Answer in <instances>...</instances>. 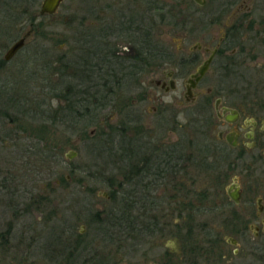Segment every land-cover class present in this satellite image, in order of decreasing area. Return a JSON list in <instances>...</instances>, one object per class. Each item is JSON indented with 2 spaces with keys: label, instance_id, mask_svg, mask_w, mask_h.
Segmentation results:
<instances>
[{
  "label": "flooded vegetation",
  "instance_id": "1",
  "mask_svg": "<svg viewBox=\"0 0 264 264\" xmlns=\"http://www.w3.org/2000/svg\"><path fill=\"white\" fill-rule=\"evenodd\" d=\"M46 1L0 0V21H75L73 51L59 50L51 61L57 75L74 82L62 91L59 104L74 98L101 110L114 107L134 138L126 137L119 148L113 130V139L107 138L108 146L97 155L101 168L74 171L91 184L107 180L103 182L108 191L90 189L108 203L105 209L92 214L89 200L78 201L89 214L92 233L87 235L86 227L79 233L72 227H49L44 236H32V229L27 263L39 264L36 259L43 256L38 259L46 264H109L115 243L138 251L149 239L161 237L169 238V248L165 259L154 264L219 263L215 241L198 239L208 233V224L199 217L219 212L211 203L215 192L223 195V208L228 209L215 217L224 227L249 231L255 238L263 234L264 193L256 197L258 188L244 182L246 176H257L258 181L260 169L264 176V12L257 9L259 0H61L53 13H43ZM167 10L182 43L172 51L161 45L157 34ZM32 34L18 40L25 43L15 56ZM5 55L0 68L15 57L6 60ZM150 71L161 72L154 84L164 96H179L173 105L159 99L153 107V113L163 117L171 115L173 106L178 109L172 117L183 120L178 123L182 135L172 146L152 148L141 133L142 104L148 100L141 77ZM123 87H132L137 96L120 101ZM205 179L210 181H200ZM8 184L7 177H0V209L5 214L22 217L50 209L51 194H32L23 203L16 187ZM242 205L251 207L246 215L239 211ZM226 241L237 254L239 242L233 237Z\"/></svg>",
  "mask_w": 264,
  "mask_h": 264
},
{
  "label": "rangeland",
  "instance_id": "2",
  "mask_svg": "<svg viewBox=\"0 0 264 264\" xmlns=\"http://www.w3.org/2000/svg\"><path fill=\"white\" fill-rule=\"evenodd\" d=\"M256 5L257 9L264 12V0L256 1ZM165 13L166 22L160 24L157 31L158 40L163 47L172 51L179 48L182 43L181 39L175 36L176 33L169 23L168 10ZM1 14L0 12V18L4 17ZM86 22L89 25L90 21ZM77 27L75 21H0V61L4 59V55L16 41L28 33H34L23 51L0 68V177H7L8 186L16 187L18 195L23 197V203L32 194L46 196L51 194L49 195L50 209L42 214L31 212L22 217H13V213L5 214L0 209V264H28L27 239L32 229L35 232H32V236L37 235L38 232L44 236L43 233H47L49 227L58 231L61 228L72 227L75 233H79L83 227H86L87 235L89 232L92 233L93 227L87 219L89 214L78 207V201L83 198L89 200L87 208L91 209L92 214L105 209L109 206L108 203L96 198L90 189L95 193L97 190L108 191L105 187L106 182H103L107 180L103 179L97 185L91 184L85 175L81 176L74 171L76 169L83 172H96L98 168H101L103 163L97 155L103 147L108 146L106 139H113V130L116 132L115 145L119 148H121L119 142L127 141L126 137L134 138L132 132L128 133V128L122 125L123 116L121 117V112L118 113L120 110L114 107L94 111L97 118L85 119L77 126L75 132L72 131L76 129L75 127L51 125L52 136H48L49 140L43 141L34 135L36 131L39 133V128L42 126H50L41 114L44 110H47L48 114L50 108L58 107L59 102L53 99V95L55 96L56 92L61 94L69 83L73 82L69 78H61L57 75V66H54L51 61H55L63 49L73 51ZM49 50L52 52L46 54ZM160 74L159 71H150L145 72L141 77L142 87L148 94V100L142 104L145 112L143 121L140 123L144 128L141 133L147 136L148 145L152 148L157 145H175L182 135L178 123H182L183 120L181 118L175 120V117H172L178 111L175 106L172 107L171 115L166 117L153 113V107L157 106V101L158 105L161 102L159 99H162L165 104H172L175 98L179 97L176 94L166 97L155 87L154 80L159 78ZM179 76L186 77V74L180 72ZM137 93L138 91L132 87H123L117 98L123 101L129 97H136ZM13 98L18 102L16 107H13L11 102ZM90 106L89 112L95 109L93 103ZM31 130L34 134L30 132ZM45 147L48 148L52 157L49 159L50 163L43 165L41 163L43 157L38 155V151L46 149ZM72 151L76 152L77 156L70 160L67 154ZM260 170H258V181L254 180L257 176L250 179L247 176L244 177V182L258 188L256 197L264 193V176L260 175ZM208 180L200 181L205 184ZM225 185L222 186L223 190ZM222 187H219V190ZM217 193L215 192L211 203L220 207V213L216 211V214L199 217L200 222L208 224V233L207 237L205 233H201L198 239L207 238L209 242L215 241L212 244L215 247V253L219 256V263L216 264H264V233L255 238L249 231L238 233L224 227L215 217L219 216L217 214L226 213L228 209L223 208L225 202L223 195ZM86 195L89 197H85ZM250 208L242 205L239 211L243 210L242 213L246 215V211ZM10 224L12 225L11 234L8 233ZM196 232H194L195 235ZM181 235L184 236V232ZM228 237H233L239 242L237 254L234 253L235 247L227 243ZM168 239V237L149 239L148 244L140 246L138 251H133L132 248L124 250L125 246L118 248L120 246L115 243L111 249L114 251V256L109 264L159 263L165 259L169 248L167 247ZM88 240H93L92 236L88 237ZM38 258L43 256H38L36 261L39 264H46ZM193 263L203 264V261L193 260ZM193 263L181 261L176 264Z\"/></svg>",
  "mask_w": 264,
  "mask_h": 264
},
{
  "label": "trees",
  "instance_id": "3",
  "mask_svg": "<svg viewBox=\"0 0 264 264\" xmlns=\"http://www.w3.org/2000/svg\"><path fill=\"white\" fill-rule=\"evenodd\" d=\"M83 77L84 76L81 75L80 78ZM59 98H61V95L58 92H56L55 96L53 95V99L58 101ZM66 100H67V105L63 106L59 104L57 108L54 109L50 108L48 114H47V110H44V112H42L41 114L42 117H45L44 120L50 123V126L49 127L42 126L41 128H39V133L38 131H36L35 134L33 133L34 135H36V137H38L43 141H47L49 140L48 136L51 135L50 133L51 125L52 126L66 125L68 127H75L76 129L72 130L73 132H75L77 131V126L80 125L81 122H83L85 119L94 120L95 118H97L96 112L94 111L89 112L91 108L90 102L89 104L88 102H85L84 99H80V101L74 102V98H72V100L71 98H68ZM11 102L13 104V107H16V103H18L17 100L13 98ZM93 107L95 108L94 104ZM100 108L101 107L98 106V108L95 109L98 110ZM30 118L33 119L32 116H30ZM49 150L51 149L49 148ZM38 155L43 157L42 162L44 161L49 162V159H51L52 157L50 151L48 150L47 151L40 150L38 151Z\"/></svg>",
  "mask_w": 264,
  "mask_h": 264
},
{
  "label": "water",
  "instance_id": "4",
  "mask_svg": "<svg viewBox=\"0 0 264 264\" xmlns=\"http://www.w3.org/2000/svg\"><path fill=\"white\" fill-rule=\"evenodd\" d=\"M61 0H47L44 4L43 7V13H53L55 11V9L57 8L58 4L60 3ZM25 43L24 39H21L20 41L16 42L11 49L7 52V54L5 55V59L6 60H11L16 54L17 52L23 48ZM76 156L75 152H70V154H67V158L72 160L74 157ZM232 198L235 202H238V198L237 195L234 194L232 195Z\"/></svg>",
  "mask_w": 264,
  "mask_h": 264
}]
</instances>
